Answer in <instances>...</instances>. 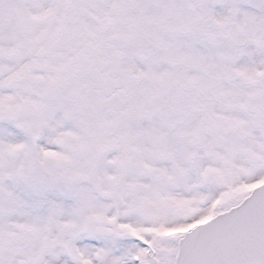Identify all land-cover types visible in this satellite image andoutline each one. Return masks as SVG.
I'll use <instances>...</instances> for the list:
<instances>
[{
    "label": "snow or ice",
    "instance_id": "obj_1",
    "mask_svg": "<svg viewBox=\"0 0 264 264\" xmlns=\"http://www.w3.org/2000/svg\"><path fill=\"white\" fill-rule=\"evenodd\" d=\"M0 264H264V0H0Z\"/></svg>",
    "mask_w": 264,
    "mask_h": 264
}]
</instances>
